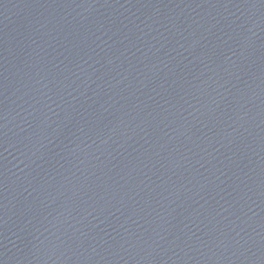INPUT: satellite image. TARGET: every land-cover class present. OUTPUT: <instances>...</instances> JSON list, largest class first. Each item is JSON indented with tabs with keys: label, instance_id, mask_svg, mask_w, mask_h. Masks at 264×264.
I'll return each instance as SVG.
<instances>
[{
	"label": "water",
	"instance_id": "water-1",
	"mask_svg": "<svg viewBox=\"0 0 264 264\" xmlns=\"http://www.w3.org/2000/svg\"><path fill=\"white\" fill-rule=\"evenodd\" d=\"M0 264H264V0H0Z\"/></svg>",
	"mask_w": 264,
	"mask_h": 264
}]
</instances>
